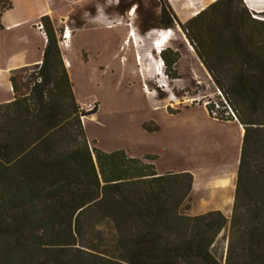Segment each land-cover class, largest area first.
I'll use <instances>...</instances> for the list:
<instances>
[{"label":"trees","instance_id":"16d2710c","mask_svg":"<svg viewBox=\"0 0 264 264\" xmlns=\"http://www.w3.org/2000/svg\"><path fill=\"white\" fill-rule=\"evenodd\" d=\"M13 6L0 0V31ZM220 8L226 11L215 14ZM261 14L244 0H216L181 23L169 3L161 6V25L177 22L208 70L227 73L217 83L245 129L231 218L220 210L184 212L191 207V172L160 174L155 155L90 145L82 117L97 109L80 110L57 24L41 17L43 61L12 70L14 98L0 104V264H264V170H254L250 159L256 146L264 149V19L255 16ZM178 56L162 52L169 68ZM207 108L214 117L215 106ZM215 118L234 116L219 111ZM229 222L224 258L216 243ZM104 225L112 237L97 242Z\"/></svg>","mask_w":264,"mask_h":264},{"label":"rangeland","instance_id":"374dc122","mask_svg":"<svg viewBox=\"0 0 264 264\" xmlns=\"http://www.w3.org/2000/svg\"><path fill=\"white\" fill-rule=\"evenodd\" d=\"M167 3L169 0H54L53 17L67 16L57 24L58 38L63 56L65 51L72 63L70 78L80 110L88 112L87 104H97L95 114L82 117L90 145L105 151L125 149L132 156L141 150L173 149L167 152L162 164L180 167L187 162L182 159V148L187 142L172 133L174 130L182 133V116L172 114L206 104L214 105L224 115L238 112L217 83V79L226 76L225 68L209 71L198 54L196 42L189 39L188 31L177 22L170 31L161 25V6ZM225 11L220 8L215 14ZM97 14H106L108 18L102 23L96 19ZM66 28L72 30L73 36L64 50ZM188 28L191 32V27ZM162 30L171 38L161 49L169 48L179 53L170 68L162 54H158L160 47H154V44H163L159 43L158 35ZM33 71H26L25 78ZM9 96L12 97V91ZM145 123L150 127L161 125L163 130L147 133ZM250 159L254 170H264L263 148L256 146ZM190 203L191 207L184 212L196 216L192 214V196ZM233 208L230 213H223L231 218ZM230 229L229 222L216 243L218 255L224 258L231 239ZM101 230L104 235L97 234L95 240L109 241L112 237L109 226L104 225Z\"/></svg>","mask_w":264,"mask_h":264},{"label":"crops","instance_id":"0c3cea01","mask_svg":"<svg viewBox=\"0 0 264 264\" xmlns=\"http://www.w3.org/2000/svg\"><path fill=\"white\" fill-rule=\"evenodd\" d=\"M13 8L2 16L4 29L0 31V104L13 100L14 91L10 81L12 70L41 64L47 45V36L39 27L41 17L49 15L56 24L54 0H12ZM80 1V0H78ZM216 0H169L181 22H187ZM255 12H264V0H244ZM96 19L104 23L107 15L97 14ZM95 19V18H94ZM116 26V25H115ZM69 30H71L69 28ZM72 31V30H71ZM73 36V32H72ZM69 39V43L70 40ZM159 38V37H158ZM162 38V37H160ZM168 39V38H167ZM64 50L67 45L63 46ZM65 63L70 74L72 63L65 54ZM12 91V97L9 92ZM4 94V95H2ZM169 113V112H167ZM171 114V113H169ZM172 116H182L181 132H172L185 138L182 159L187 162L180 167L162 164L169 149L155 148L136 152L135 157L155 155L154 161L160 174L176 171H189L194 175L193 215L220 210L226 214L232 211L238 179L239 164L245 129L236 118L222 120L210 115L207 106H191ZM159 125V124H158ZM159 130L147 133H160ZM177 154V153H176ZM169 164V165H168Z\"/></svg>","mask_w":264,"mask_h":264},{"label":"built area","instance_id":"2783aa9c","mask_svg":"<svg viewBox=\"0 0 264 264\" xmlns=\"http://www.w3.org/2000/svg\"><path fill=\"white\" fill-rule=\"evenodd\" d=\"M255 16L258 17V18H262V19H264V17H260V16H258V15H255ZM119 23H120V22H119ZM39 27L42 29L43 33L47 36L46 31H45V28H44V26L42 25V23H39ZM68 30H69V28H66V31H65V33H64V39H65V43H64V44L68 43V39H70V38H67L68 33H69ZM131 31H132V29H131ZM158 35H160V36H166V35H168V33H167L166 30H162V31H159V32H158ZM133 39L135 40V38H133ZM138 57H139V56H138ZM139 58H140V57H139ZM66 65H69V62H67ZM206 106H207V104H206ZM85 107H86V109H87L88 111H93V110L96 109L97 104H96V102H94V103L91 102V103L87 104V106H85ZM231 111H232V110H231ZM212 112H213V116H214V117L219 116V110H218V109L214 108V110H213ZM231 113H232V115L234 116V118H236L235 113H234L233 111H232ZM231 113H230V112H226L225 114H226V115H230Z\"/></svg>","mask_w":264,"mask_h":264},{"label":"bare ground","instance_id":"6f19581e","mask_svg":"<svg viewBox=\"0 0 264 264\" xmlns=\"http://www.w3.org/2000/svg\"><path fill=\"white\" fill-rule=\"evenodd\" d=\"M69 31V33H68V36H67V38H71V36H72V31L71 30H68ZM130 35H131V39L134 41V39L133 38H135V34H134V30H132V31H130ZM160 37H165V38H171V36L170 35H166V36H160ZM165 38H163V39H159L160 40V42L159 43H163V44H160V45H157V44H154V47L157 49L158 47H160L159 49H161L166 43H168L169 41H167L168 39H165ZM158 40V41H159ZM157 41V42H158ZM65 45H68V43H66ZM157 52V51H156ZM158 54H159V52H158ZM155 68V67H154ZM159 68V67H158ZM156 72V71H155Z\"/></svg>","mask_w":264,"mask_h":264},{"label":"clouds","instance_id":"9594fccd","mask_svg":"<svg viewBox=\"0 0 264 264\" xmlns=\"http://www.w3.org/2000/svg\"><path fill=\"white\" fill-rule=\"evenodd\" d=\"M167 31H170V29H168ZM169 35V34H168ZM165 50V48L164 49H157V51L158 52H160L161 54H162V52ZM67 66V65H66Z\"/></svg>","mask_w":264,"mask_h":264}]
</instances>
